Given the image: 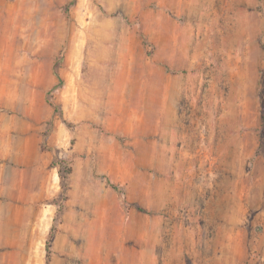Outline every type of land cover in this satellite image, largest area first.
<instances>
[{"label":"rangeland","instance_id":"374dc122","mask_svg":"<svg viewBox=\"0 0 264 264\" xmlns=\"http://www.w3.org/2000/svg\"><path fill=\"white\" fill-rule=\"evenodd\" d=\"M17 1L0 0V264H264V27L231 112L220 0Z\"/></svg>","mask_w":264,"mask_h":264},{"label":"bare ground","instance_id":"6f19581e","mask_svg":"<svg viewBox=\"0 0 264 264\" xmlns=\"http://www.w3.org/2000/svg\"><path fill=\"white\" fill-rule=\"evenodd\" d=\"M25 0H18L17 3H22ZM173 3L184 4L186 0H171ZM193 1V0H191ZM4 3V1H2ZM237 0H220V4L215 9L216 15V31L214 47L218 56L222 62L219 64L224 67L225 63L229 65V75L227 78L228 88L231 93L228 95L227 108L233 112L237 108L234 99L236 95L240 94L238 86H243L246 82V70L249 67L251 61L260 62L262 59V51L256 44H252L251 55L247 52L246 44L251 39L255 38L263 29L264 21L263 15L256 11L246 12L243 16L237 17L235 14H231L233 5ZM186 4V3H185ZM2 24V22H1ZM235 27V32L227 35ZM181 56V53L178 52ZM240 87V86H239ZM241 90V88H240ZM207 95L205 94L204 97ZM207 108H205L206 110ZM205 120L208 125L212 126L213 117H210L208 113H204ZM0 122L5 123V116L0 115ZM210 126V127H211ZM211 130V128H210Z\"/></svg>","mask_w":264,"mask_h":264},{"label":"trees","instance_id":"16d2710c","mask_svg":"<svg viewBox=\"0 0 264 264\" xmlns=\"http://www.w3.org/2000/svg\"><path fill=\"white\" fill-rule=\"evenodd\" d=\"M71 6V4L69 3L68 5H67V11H68V9H69V7ZM263 123H264V115H263ZM54 164L55 165H59L60 166V172H61V174L63 173V164H64V162L63 161H60V159H59V157H56L55 158V161H54ZM138 209L140 210V211H145L142 207H138Z\"/></svg>","mask_w":264,"mask_h":264}]
</instances>
